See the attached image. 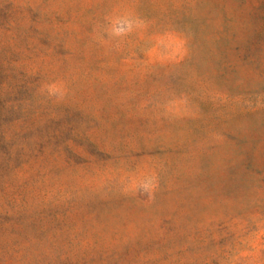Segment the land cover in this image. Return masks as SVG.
Listing matches in <instances>:
<instances>
[{
	"label": "rangeland",
	"instance_id": "rangeland-1",
	"mask_svg": "<svg viewBox=\"0 0 264 264\" xmlns=\"http://www.w3.org/2000/svg\"><path fill=\"white\" fill-rule=\"evenodd\" d=\"M0 264H264V0H0Z\"/></svg>",
	"mask_w": 264,
	"mask_h": 264
}]
</instances>
